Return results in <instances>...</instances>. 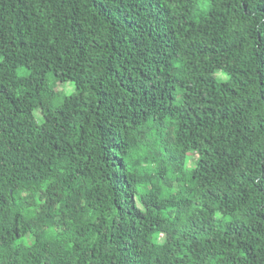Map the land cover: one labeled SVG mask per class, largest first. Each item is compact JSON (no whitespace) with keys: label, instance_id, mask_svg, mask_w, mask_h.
Returning <instances> with one entry per match:
<instances>
[{"label":"trees","instance_id":"trees-1","mask_svg":"<svg viewBox=\"0 0 264 264\" xmlns=\"http://www.w3.org/2000/svg\"><path fill=\"white\" fill-rule=\"evenodd\" d=\"M0 264H264V0H0Z\"/></svg>","mask_w":264,"mask_h":264},{"label":"rangeland","instance_id":"rangeland-1","mask_svg":"<svg viewBox=\"0 0 264 264\" xmlns=\"http://www.w3.org/2000/svg\"><path fill=\"white\" fill-rule=\"evenodd\" d=\"M18 75H25L26 74V70L24 68H20L18 69ZM215 77L217 78L218 81H223L225 78L222 76V74L220 72H217L215 74ZM55 91L58 93V100L55 102V105L58 104L59 100L64 97V96H69L71 94L74 93V87L71 83H63V84H56L55 86ZM34 118L37 121V123H39V116L34 113Z\"/></svg>","mask_w":264,"mask_h":264},{"label":"bare ground","instance_id":"bare-ground-1","mask_svg":"<svg viewBox=\"0 0 264 264\" xmlns=\"http://www.w3.org/2000/svg\"><path fill=\"white\" fill-rule=\"evenodd\" d=\"M233 227V226H232ZM237 232V231H236ZM235 237V236H234ZM153 249H155V248H153Z\"/></svg>","mask_w":264,"mask_h":264}]
</instances>
